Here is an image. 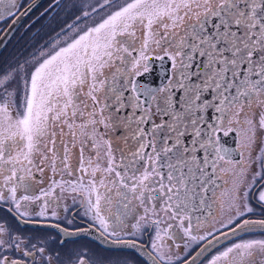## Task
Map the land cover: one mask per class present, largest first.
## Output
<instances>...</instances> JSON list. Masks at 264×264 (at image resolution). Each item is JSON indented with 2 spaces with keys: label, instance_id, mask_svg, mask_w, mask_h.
<instances>
[{
  "label": "flooded vegetation",
  "instance_id": "1",
  "mask_svg": "<svg viewBox=\"0 0 264 264\" xmlns=\"http://www.w3.org/2000/svg\"><path fill=\"white\" fill-rule=\"evenodd\" d=\"M16 1L0 0V33L17 15ZM175 3L158 17L150 12L140 31L132 25L133 40L120 50L126 64L108 69L118 80L110 105L116 114L107 126L100 117L110 164L95 188L85 167L75 165L76 175L83 172L76 179L71 164L59 161L64 145L53 162L50 108L21 118L7 114L6 96L0 101V264H148L139 250L182 264L213 236L246 219L264 221V0ZM187 6L192 13L181 26H162L171 21L166 11ZM153 62L166 79L146 100L135 82L155 72ZM102 89L95 87L100 103ZM45 100L52 106L53 94ZM45 124L48 157L30 162L29 133ZM257 235L264 232L224 243L200 264H264V241L246 242ZM123 241L137 251L111 243Z\"/></svg>",
  "mask_w": 264,
  "mask_h": 264
},
{
  "label": "rangeland",
  "instance_id": "2",
  "mask_svg": "<svg viewBox=\"0 0 264 264\" xmlns=\"http://www.w3.org/2000/svg\"><path fill=\"white\" fill-rule=\"evenodd\" d=\"M32 1L17 0L13 16ZM63 1L55 0L56 5H51V0L39 9L24 26V32L19 33L22 37L13 40L17 45L0 53V101L6 96L10 103L7 105V114H17L21 118L27 114H36L38 109L50 108L54 122L51 123L49 132L54 135L53 144L57 150L54 152L53 162L60 158L59 149L64 145L65 159L59 161L71 164L70 173L76 179H82L83 172L76 171V175L75 165L79 163L80 167H85V180L95 188L97 173L110 164L107 147L99 136L100 117H108L107 123H104L107 126L110 125V116L116 114L111 111L110 105L113 89L115 90L112 84L118 80L112 75L114 70L108 69L119 60L126 64L127 58L120 54V50L127 51L126 45L129 46L133 40L130 37L133 33L130 27L135 25L133 29L140 31L141 27L137 29V26L151 17L150 12L158 17L156 13L159 9L169 5L176 6V0H162L159 5L153 3L159 0ZM62 2V6L57 9ZM190 7L166 11L171 21L162 26L168 27V31L181 26L186 16L192 13ZM162 13L158 14L164 19L165 14ZM38 15L39 19L35 21L34 18ZM154 20L158 21V18ZM3 25L0 24V27ZM97 47H102L104 51L100 52ZM97 86H103L101 91L104 95L100 97L104 99L101 103L95 90ZM52 94L54 101L51 106V102H46L45 99ZM94 101L98 111L95 110ZM65 115L67 117L63 122L60 118ZM45 127L46 124L41 125L39 129H32L29 133L27 142L32 152L30 162L48 157L45 147L48 133ZM22 147L27 148L24 145ZM92 149L100 152L98 157L95 158L97 152L94 155ZM78 152L81 153L80 159ZM95 160L97 164L93 163ZM168 190L169 188L167 193ZM258 240L264 241V235L248 236L246 242L253 244ZM245 254L250 258L253 252L247 249Z\"/></svg>",
  "mask_w": 264,
  "mask_h": 264
},
{
  "label": "water",
  "instance_id": "3",
  "mask_svg": "<svg viewBox=\"0 0 264 264\" xmlns=\"http://www.w3.org/2000/svg\"><path fill=\"white\" fill-rule=\"evenodd\" d=\"M47 0H33L24 10L18 13L12 21L8 24L5 30L0 35V53L5 49L6 45L10 42L12 37L15 33L20 29L22 24L26 21V19L44 2ZM165 57L167 63L165 67L169 68L168 59ZM162 60H160L161 62ZM153 66L155 72H146L142 75L138 76L136 79V88L138 91V95L143 97L144 99L148 100L149 97L158 91L162 83L165 81L166 78H163V72L160 71L161 69L157 67L156 63L153 62ZM163 78V79H162ZM264 232V221L261 220H254V219H246L241 222L236 227L221 232L212 238L208 239L202 246L182 264H200L208 255H210L214 250L218 247L227 243L241 235L250 232ZM96 236V235H95ZM98 237V236H97ZM116 247H125V248H133L136 250L135 247L131 246V243L127 241L123 242H111ZM137 251V250H136ZM141 256L146 260L148 264H162L158 259H156L151 253L148 251H140Z\"/></svg>",
  "mask_w": 264,
  "mask_h": 264
}]
</instances>
